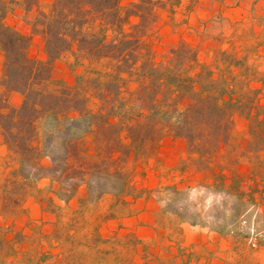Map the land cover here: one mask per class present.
Listing matches in <instances>:
<instances>
[{
	"label": "trees",
	"instance_id": "16d2710c",
	"mask_svg": "<svg viewBox=\"0 0 264 264\" xmlns=\"http://www.w3.org/2000/svg\"><path fill=\"white\" fill-rule=\"evenodd\" d=\"M40 1L0 0V135L15 159L4 184L3 212L20 209L28 189L42 178L56 182L55 194L65 200L82 186L90 199L106 193L118 198L149 194L152 189L135 182L133 162L165 135L186 139L197 169L214 172L218 164L216 183L237 194L234 219L246 204L244 195L254 206L264 198V174L259 186L243 190L240 178L227 183L226 166L214 159L228 142L236 111L251 120V133L254 123L260 126L256 149L264 146V105L254 107L253 114L251 106L240 108L225 98V86L189 43L173 48V55L163 62L143 39L160 11L174 12L181 0H51L48 9H38L30 33L6 22L14 4L30 10ZM36 34L43 38L44 58L29 54ZM66 53L74 57L73 70L85 68L86 61H103L106 70L88 79L77 74L74 85L54 79V64ZM133 81L138 83L134 90ZM13 92L22 96L18 105L9 100ZM183 165L182 170L185 160ZM164 188L172 202L184 193L176 184ZM173 211L183 221L200 223ZM213 229L226 233L225 224Z\"/></svg>",
	"mask_w": 264,
	"mask_h": 264
},
{
	"label": "rangeland",
	"instance_id": "374dc122",
	"mask_svg": "<svg viewBox=\"0 0 264 264\" xmlns=\"http://www.w3.org/2000/svg\"><path fill=\"white\" fill-rule=\"evenodd\" d=\"M128 1L130 0H124L126 3ZM181 1L183 4L177 6L174 12L161 10L157 23L150 34L143 39L152 45L157 53V60L163 62L173 55L171 50L183 41L192 45L197 49L199 59L213 68L214 77L225 86L227 90L225 98H229L240 108L251 106L254 114L256 111L254 107L259 104L264 105V31H255L251 27L239 31L240 26L229 25L225 28L218 17L204 21L200 28L188 25L186 23L188 6L185 3L187 0ZM50 2L51 0H41L30 10H25L22 4H14L6 16V22L24 33H30L31 22L38 9H48ZM191 6L192 3L189 7ZM29 54L35 58L45 57L41 35H34ZM73 58L71 53H66L55 62L52 71L54 79H62L74 85L77 74H84V79H88L96 76L97 70H106L103 61H92L91 64L86 61L85 68L80 66L73 70L71 67ZM2 62L3 54L0 50V80ZM137 85V82H131L130 89L134 90ZM2 90L0 83V92ZM21 99L22 96L18 92H13L9 96L13 105H18ZM233 116L234 125L229 133L228 142L220 147L214 159L226 166L223 171L227 174V183L240 178L241 189L249 191L253 186L262 183L260 176L264 174V146L258 150L255 143L260 126L254 123L251 133L249 118L239 111ZM193 156L194 154L188 152L185 138L165 135L159 145L145 156L138 157L134 162L131 160L136 167L134 180L139 186H145L146 182H150L148 174H156L158 182L150 193L163 205L164 213L168 218L172 215L182 219L173 211L175 208L184 214L185 218L195 219L201 225L213 228L225 224V234H232L231 230H235V233L239 234L250 232L251 236L256 231L264 229V198L258 199L257 205L254 206L247 200V195H244L243 200L246 204L239 209L241 215L234 219L235 205L238 203L236 191L233 188L231 192H227L218 186L216 183L218 177L215 174L221 171L218 164H215L214 172L202 171L194 165ZM183 160H185V169L182 170ZM48 161L49 159L46 158L45 162ZM14 166V156L3 144L0 135V216H15L20 211L17 209L13 214L5 213L1 208L4 184ZM38 183L43 187H38ZM38 183L28 189L27 196L35 194L46 200L49 192L57 187V183L48 178H42ZM165 184H176L178 188L184 190V193L172 202L169 199L172 195L164 188ZM171 220L168 219V224L172 222ZM1 232L0 227V234ZM17 238L20 239V236ZM39 242L38 239V245ZM33 250L34 255L40 251L38 246L33 247Z\"/></svg>",
	"mask_w": 264,
	"mask_h": 264
},
{
	"label": "crops",
	"instance_id": "0c3cea01",
	"mask_svg": "<svg viewBox=\"0 0 264 264\" xmlns=\"http://www.w3.org/2000/svg\"><path fill=\"white\" fill-rule=\"evenodd\" d=\"M185 3L188 25L200 28L218 17L225 28L264 31V0ZM148 176L145 186L152 189L158 179ZM54 190L46 200L28 195L18 215L0 216V264H264V229L239 237L172 215L168 224L151 193L90 199L81 187L65 200Z\"/></svg>",
	"mask_w": 264,
	"mask_h": 264
}]
</instances>
